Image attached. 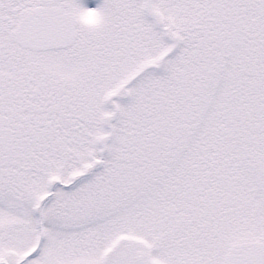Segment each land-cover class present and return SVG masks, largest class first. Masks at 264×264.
<instances>
[{
  "label": "snow or ice",
  "instance_id": "6c2138e0",
  "mask_svg": "<svg viewBox=\"0 0 264 264\" xmlns=\"http://www.w3.org/2000/svg\"><path fill=\"white\" fill-rule=\"evenodd\" d=\"M0 264H264V0H0Z\"/></svg>",
  "mask_w": 264,
  "mask_h": 264
},
{
  "label": "clouds",
  "instance_id": "9594fccd",
  "mask_svg": "<svg viewBox=\"0 0 264 264\" xmlns=\"http://www.w3.org/2000/svg\"><path fill=\"white\" fill-rule=\"evenodd\" d=\"M100 22V17L98 16H87L82 20V23H84V25L86 27H94L96 25H98Z\"/></svg>",
  "mask_w": 264,
  "mask_h": 264
},
{
  "label": "rangeland",
  "instance_id": "374dc122",
  "mask_svg": "<svg viewBox=\"0 0 264 264\" xmlns=\"http://www.w3.org/2000/svg\"><path fill=\"white\" fill-rule=\"evenodd\" d=\"M81 3H83L87 7H97L100 3H102V0H80Z\"/></svg>",
  "mask_w": 264,
  "mask_h": 264
}]
</instances>
